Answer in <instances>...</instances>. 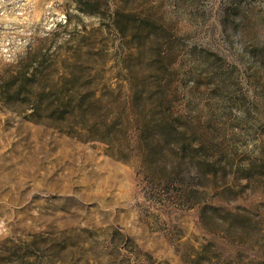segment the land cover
Instances as JSON below:
<instances>
[{
    "label": "rangeland",
    "instance_id": "1",
    "mask_svg": "<svg viewBox=\"0 0 264 264\" xmlns=\"http://www.w3.org/2000/svg\"><path fill=\"white\" fill-rule=\"evenodd\" d=\"M0 264H264V0H0Z\"/></svg>",
    "mask_w": 264,
    "mask_h": 264
},
{
    "label": "built area",
    "instance_id": "2",
    "mask_svg": "<svg viewBox=\"0 0 264 264\" xmlns=\"http://www.w3.org/2000/svg\"><path fill=\"white\" fill-rule=\"evenodd\" d=\"M62 17H63V19H62V20H65V17H64V15H62Z\"/></svg>",
    "mask_w": 264,
    "mask_h": 264
}]
</instances>
